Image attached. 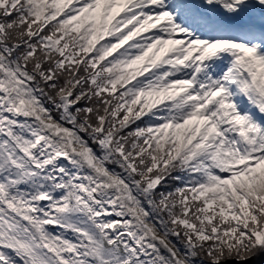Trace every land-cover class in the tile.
Returning <instances> with one entry per match:
<instances>
[{
	"label": "snow or ice",
	"instance_id": "6c2138e0",
	"mask_svg": "<svg viewBox=\"0 0 264 264\" xmlns=\"http://www.w3.org/2000/svg\"><path fill=\"white\" fill-rule=\"evenodd\" d=\"M264 264V0H0V264Z\"/></svg>",
	"mask_w": 264,
	"mask_h": 264
},
{
	"label": "water",
	"instance_id": "95a60500",
	"mask_svg": "<svg viewBox=\"0 0 264 264\" xmlns=\"http://www.w3.org/2000/svg\"><path fill=\"white\" fill-rule=\"evenodd\" d=\"M246 264H249V262H246Z\"/></svg>",
	"mask_w": 264,
	"mask_h": 264
},
{
	"label": "rangeland",
	"instance_id": "374dc122",
	"mask_svg": "<svg viewBox=\"0 0 264 264\" xmlns=\"http://www.w3.org/2000/svg\"><path fill=\"white\" fill-rule=\"evenodd\" d=\"M249 264H250V262H249Z\"/></svg>",
	"mask_w": 264,
	"mask_h": 264
},
{
	"label": "trees",
	"instance_id": "16d2710c",
	"mask_svg": "<svg viewBox=\"0 0 264 264\" xmlns=\"http://www.w3.org/2000/svg\"><path fill=\"white\" fill-rule=\"evenodd\" d=\"M250 264H251V262H250Z\"/></svg>",
	"mask_w": 264,
	"mask_h": 264
}]
</instances>
